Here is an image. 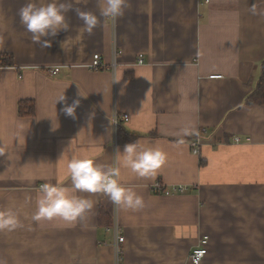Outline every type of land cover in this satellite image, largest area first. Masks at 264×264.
Returning <instances> with one entry per match:
<instances>
[{"label": "crops", "instance_id": "crops-1", "mask_svg": "<svg viewBox=\"0 0 264 264\" xmlns=\"http://www.w3.org/2000/svg\"><path fill=\"white\" fill-rule=\"evenodd\" d=\"M25 3L0 0V53L15 61L0 68V209L14 207L22 223L0 231V264H114V230L105 222L116 217L125 264H192L205 234L201 264H264V104H246L264 63V0H130L123 17H101L79 39L83 22L72 11L70 30L49 48L21 25ZM79 7L99 16L98 0ZM114 50L115 71L90 67L95 53L112 63ZM21 103H34V113L20 114ZM116 112L129 115L117 127ZM118 126L166 153L154 176L121 170L144 207L79 193L95 201L83 219L33 221L43 184L71 186L73 152L115 163L127 143ZM156 182L186 190L166 195L152 189Z\"/></svg>", "mask_w": 264, "mask_h": 264}, {"label": "clouds", "instance_id": "clouds-1", "mask_svg": "<svg viewBox=\"0 0 264 264\" xmlns=\"http://www.w3.org/2000/svg\"><path fill=\"white\" fill-rule=\"evenodd\" d=\"M88 0H26L18 10L21 25L31 34L33 43L44 48L51 47L52 40L60 32H68L70 23L68 13L74 11L83 22L78 39L84 34L91 35L99 25L100 18L113 20L123 17L130 7V0H98L99 16L91 11L82 10L79 5ZM63 43L61 47L63 48ZM65 100L62 96L58 101ZM79 100L64 108L67 116L74 117ZM64 152L61 156H63ZM166 162V153L156 145L133 141L126 143L123 150H115V163L112 165L97 162L95 153L73 152L66 160L71 186L60 182L43 184L37 195L36 210L32 220L52 221L60 219L74 223L90 213L95 201L79 193H102L116 206L132 211L144 207V200L132 186H126L122 169H129L136 176H154ZM22 227L14 207L0 209V231H13Z\"/></svg>", "mask_w": 264, "mask_h": 264}, {"label": "built area", "instance_id": "built-area-1", "mask_svg": "<svg viewBox=\"0 0 264 264\" xmlns=\"http://www.w3.org/2000/svg\"><path fill=\"white\" fill-rule=\"evenodd\" d=\"M205 3L209 4L211 2V0H204ZM110 22L113 24L114 20L109 18ZM118 52L116 50H114L113 54H112V58L113 61L112 63L106 65L105 62L102 60L101 54L100 53H95L92 57V63L90 64V67L94 70H100V69H104V68H109L112 70H116L117 67V62H116V58L118 56ZM139 62H142V55L139 56ZM59 71V67H56L54 69L51 70V73L55 74ZM223 75H210L211 79H219L222 78ZM120 119H125L128 120L129 119V115L128 114H120L118 112H116L113 116V121H114V125L117 127V125L119 124ZM202 133L200 132V134L194 139V141L192 142V150L194 154H199V146H200V142H201V135ZM235 142H240L241 138L240 137H235ZM152 189L158 191L159 193H163L166 195L169 194H173L174 192L177 191H185L186 187L184 186H178V187H174V189H168L167 187H165V185H163L161 182H156L152 185ZM116 216V215H115ZM112 229L114 230V239H113V247H114V264H125V248H124V243L126 241L125 235L120 227V224L117 220V217L113 220L112 225L108 227V229ZM209 241H210V237L209 235L205 234L202 235L198 246L195 247L189 256V260L192 264H201L202 261L205 259L206 255L208 254V246H209Z\"/></svg>", "mask_w": 264, "mask_h": 264}, {"label": "trees", "instance_id": "trees-1", "mask_svg": "<svg viewBox=\"0 0 264 264\" xmlns=\"http://www.w3.org/2000/svg\"><path fill=\"white\" fill-rule=\"evenodd\" d=\"M7 66H15V61L13 56L9 54H1L0 53V68L1 67H7ZM246 104L248 105H263L264 104V63L262 64L261 68V76L258 81L257 87L255 90L247 97ZM34 113V103L28 104H20V114L23 116L33 114ZM124 133V134H123ZM125 135V137H124ZM124 137V138H123ZM138 135L134 133H129V131H126L121 128V126H118V139L119 141L125 139V142L130 143L133 141H137ZM105 225L111 226L112 220L107 219L105 222Z\"/></svg>", "mask_w": 264, "mask_h": 264}, {"label": "rangeland", "instance_id": "rangeland-1", "mask_svg": "<svg viewBox=\"0 0 264 264\" xmlns=\"http://www.w3.org/2000/svg\"><path fill=\"white\" fill-rule=\"evenodd\" d=\"M112 234H113V232H112Z\"/></svg>", "mask_w": 264, "mask_h": 264}]
</instances>
